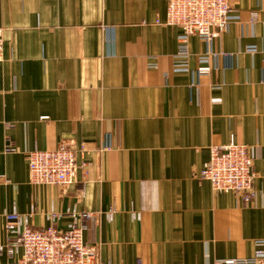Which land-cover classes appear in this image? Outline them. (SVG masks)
Segmentation results:
<instances>
[{"label": "crops", "instance_id": "1", "mask_svg": "<svg viewBox=\"0 0 264 264\" xmlns=\"http://www.w3.org/2000/svg\"><path fill=\"white\" fill-rule=\"evenodd\" d=\"M211 43L190 39L168 0H0V245L6 213L37 229L88 220L94 264H214L264 238V0ZM250 47H255L251 51ZM212 51L210 74L198 57ZM256 149V197L217 193L201 171L213 145ZM82 143L76 182H30L28 153ZM12 146L15 152H8ZM15 257L0 251V264Z\"/></svg>", "mask_w": 264, "mask_h": 264}, {"label": "built area", "instance_id": "2", "mask_svg": "<svg viewBox=\"0 0 264 264\" xmlns=\"http://www.w3.org/2000/svg\"><path fill=\"white\" fill-rule=\"evenodd\" d=\"M234 0H168L166 25L181 29L178 36V51L175 55L174 71L190 72V39L198 36L211 43L226 32L240 16L233 7ZM0 28V61L3 60ZM255 51V47H250ZM220 55L208 51L198 57V73L210 74L214 60ZM8 152H15L12 146ZM88 151L82 143L78 148L73 141H62L55 149H34L28 153L30 182L69 187L74 184L79 171L78 155ZM256 149L254 146L230 141L224 145H213L210 158L201 171V179L210 182L217 193H234L245 204L256 197L254 188L258 173L255 170ZM93 213L84 212L81 221L74 222L66 230L51 225L46 229L33 227L29 219L14 211L6 213L8 242L0 245V251H7L15 257L14 264H94L97 249L85 240L88 220ZM141 264V263H140ZM214 264H264V238L256 241V250L251 257L228 258Z\"/></svg>", "mask_w": 264, "mask_h": 264}]
</instances>
